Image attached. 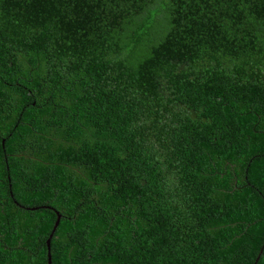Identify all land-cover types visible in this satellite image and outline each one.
Masks as SVG:
<instances>
[{
    "label": "trees",
    "instance_id": "obj_1",
    "mask_svg": "<svg viewBox=\"0 0 264 264\" xmlns=\"http://www.w3.org/2000/svg\"><path fill=\"white\" fill-rule=\"evenodd\" d=\"M52 208L50 264H264V0H0V264Z\"/></svg>",
    "mask_w": 264,
    "mask_h": 264
},
{
    "label": "water",
    "instance_id": "obj_2",
    "mask_svg": "<svg viewBox=\"0 0 264 264\" xmlns=\"http://www.w3.org/2000/svg\"><path fill=\"white\" fill-rule=\"evenodd\" d=\"M47 207H50V206H47ZM52 209H53V211L55 212L56 217H55V219H54V221H53L52 227H51V229H50V231H49L47 237H46L45 240H44L45 249H46V251H45V255H46V264H50V255H49V238H50L51 233H52V231H53V229H54V227H55V225H56V223H57V221H58V218H59V213H58L54 208H52ZM259 251H260V249H259ZM258 255H259V252H258V253L256 254V256L254 257L253 264L255 263L256 259L258 258Z\"/></svg>",
    "mask_w": 264,
    "mask_h": 264
},
{
    "label": "rangeland",
    "instance_id": "obj_3",
    "mask_svg": "<svg viewBox=\"0 0 264 264\" xmlns=\"http://www.w3.org/2000/svg\"><path fill=\"white\" fill-rule=\"evenodd\" d=\"M158 14H159V13H157V16H158ZM158 21H159V18H155V24H159ZM150 39H151V38H150ZM150 39H149V40H150Z\"/></svg>",
    "mask_w": 264,
    "mask_h": 264
}]
</instances>
